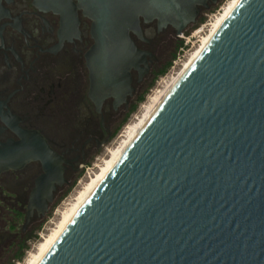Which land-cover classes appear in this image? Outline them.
<instances>
[{
  "label": "water",
  "instance_id": "1",
  "mask_svg": "<svg viewBox=\"0 0 264 264\" xmlns=\"http://www.w3.org/2000/svg\"><path fill=\"white\" fill-rule=\"evenodd\" d=\"M218 1L35 0L91 19L108 92L155 57L141 22L178 35ZM38 264H264V0H239Z\"/></svg>",
  "mask_w": 264,
  "mask_h": 264
},
{
  "label": "flooded vegetation",
  "instance_id": "2",
  "mask_svg": "<svg viewBox=\"0 0 264 264\" xmlns=\"http://www.w3.org/2000/svg\"><path fill=\"white\" fill-rule=\"evenodd\" d=\"M91 25L80 8L74 20L35 0H1L0 148L15 146L16 160L0 164V264L31 240L54 204L80 184L85 167L112 144L167 63L155 53L159 36L167 29L177 35L171 26L158 32L156 21L141 22L143 38L132 37L155 57L130 70L129 86L108 92L92 83Z\"/></svg>",
  "mask_w": 264,
  "mask_h": 264
},
{
  "label": "bare ground",
  "instance_id": "3",
  "mask_svg": "<svg viewBox=\"0 0 264 264\" xmlns=\"http://www.w3.org/2000/svg\"><path fill=\"white\" fill-rule=\"evenodd\" d=\"M239 0H230L223 7V13L216 16L213 28L210 33L204 38L202 45L197 48L196 51L187 58L183 63V66L173 75H171L164 83V85L154 91L149 97L148 101L143 105V110L140 115L137 116L133 121H131L127 128L126 134L123 139L110 150V154L99 164L98 170L94 175H91L87 181L81 186L73 201L69 204L67 208L62 212L57 224L51 231L42 236L41 241L37 244L35 249L29 253L27 258L22 264H38L43 256L48 252L50 247L57 240L61 232L70 222L77 210L82 206L94 189L100 184V182L105 178L109 171L113 168L116 162L119 160L121 155L124 153L126 148L129 146L130 142L135 138V136L140 132L146 122L149 120L151 115L155 112L157 107L163 101L168 92L173 88V86L178 82L183 73L187 70L190 64L195 60L199 52L203 47L209 42L211 37L214 35L216 30L221 26L233 8Z\"/></svg>",
  "mask_w": 264,
  "mask_h": 264
},
{
  "label": "rangeland",
  "instance_id": "4",
  "mask_svg": "<svg viewBox=\"0 0 264 264\" xmlns=\"http://www.w3.org/2000/svg\"><path fill=\"white\" fill-rule=\"evenodd\" d=\"M230 0H219L217 4L213 5L209 9H203L200 12V15L197 19V22L195 24H190L186 27V29L183 31L185 36H190V50H188L185 58H183L182 63H184L187 58L192 54V52L196 51L197 48H199L204 38L210 33V31L213 28V24L215 22L216 16L223 13V7L227 4V2ZM159 39L161 40L159 48L155 50V53L160 57L161 61H168L171 60L177 55V52L179 50V47L177 46L179 40L182 41V44L184 43V38L179 37L178 35H175L173 33H169V30H164V32L161 33L159 36ZM188 45V46H189ZM171 53V55H169ZM182 65H179L175 72L170 71V67L166 70V72L163 75H159L155 78L153 84L149 86L147 89L144 99L140 101L135 110L129 115L127 121L119 128L117 131L115 137L112 140V144L108 146L109 149L116 146L121 139L122 136H119V133L123 132V129H125V125L129 124L131 121L135 119V115H140L143 110V105L146 101H148L151 94L156 91L157 89L161 88L165 81L174 73H176ZM170 69V70H169ZM164 81H163V80ZM107 150H104L101 152L98 156V159H94L93 162L101 164L103 162V159H105L107 155ZM93 164V163H92ZM90 164V165H92ZM93 171H97V167L95 166L93 168ZM87 177L82 175V182L79 185H75L69 188L68 196L62 201H59L54 204L51 212L47 217H45L39 226L36 227V232L33 233L35 237H32L31 240L27 243L29 245L28 249L23 255V259L20 261H15L14 264H22L29 253L35 249L37 244L41 241L42 237H40V234L42 236L48 234L52 228L55 227L57 224L62 212L69 206L71 201H73V198L76 196L77 192L81 188V186L87 181ZM38 225V224H37ZM3 259L6 256V252H3ZM6 263V262H5Z\"/></svg>",
  "mask_w": 264,
  "mask_h": 264
},
{
  "label": "built area",
  "instance_id": "5",
  "mask_svg": "<svg viewBox=\"0 0 264 264\" xmlns=\"http://www.w3.org/2000/svg\"><path fill=\"white\" fill-rule=\"evenodd\" d=\"M178 36L179 37H181V38H184V43L183 44H181L180 46H179V50H178V52H177V55L172 59V61H171V64H170V71H172V72H175V69L179 66V65H182L183 63H182V60H183V58H185V56H186V54H187V52H188V50H190V45H189V43H190V36H185L184 35V32H182V33H180V34H178ZM189 45V46H188ZM163 80V79H162ZM164 81V80H163ZM137 114L135 115V118H137ZM127 126H128V124H126L125 125V129H123V132L122 133H119V136H124L125 134H126V128H127ZM123 139V138H122ZM121 139V140H122ZM110 150L111 149H107V155L108 154H110ZM104 160V159H103ZM97 167V170H98V168H99V164L98 163H94V164H92V165H88V166H86L85 167V169H84V172H83V177L84 176H86L87 178H89L91 175H94L95 174V172L93 171V168L94 167ZM82 182V177H81V179H80V183ZM40 237H42V235L40 234ZM18 262V261H17Z\"/></svg>",
  "mask_w": 264,
  "mask_h": 264
},
{
  "label": "trees",
  "instance_id": "6",
  "mask_svg": "<svg viewBox=\"0 0 264 264\" xmlns=\"http://www.w3.org/2000/svg\"><path fill=\"white\" fill-rule=\"evenodd\" d=\"M182 44V41L179 40L177 46L179 47L180 45ZM171 64V60H168L167 63L165 65H163V67L156 73L155 77L152 79V81L148 84V88L149 86H151L155 80V78L159 75H163L166 70L169 68ZM144 99V95L141 96L140 100L142 101ZM137 105H134L133 108H132V112L135 110ZM39 226V225H38ZM36 235V234H35ZM35 235H31L30 237H35ZM29 245L27 243H23L20 248L18 250H16L14 252V255L11 257V259L7 262V264H14L15 261H20L23 259V255L24 253L26 252V250L28 249Z\"/></svg>",
  "mask_w": 264,
  "mask_h": 264
}]
</instances>
